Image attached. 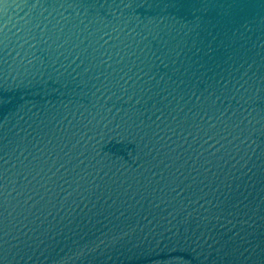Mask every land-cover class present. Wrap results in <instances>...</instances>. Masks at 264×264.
Segmentation results:
<instances>
[{"label":"water","instance_id":"1","mask_svg":"<svg viewBox=\"0 0 264 264\" xmlns=\"http://www.w3.org/2000/svg\"><path fill=\"white\" fill-rule=\"evenodd\" d=\"M0 264H264V0H0Z\"/></svg>","mask_w":264,"mask_h":264}]
</instances>
